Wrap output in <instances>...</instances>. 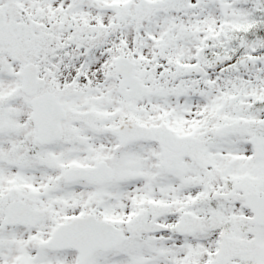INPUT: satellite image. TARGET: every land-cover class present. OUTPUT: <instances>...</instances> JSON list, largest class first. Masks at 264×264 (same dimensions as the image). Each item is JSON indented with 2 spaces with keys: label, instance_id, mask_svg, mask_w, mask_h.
<instances>
[{
  "label": "snow or ice",
  "instance_id": "1",
  "mask_svg": "<svg viewBox=\"0 0 264 264\" xmlns=\"http://www.w3.org/2000/svg\"><path fill=\"white\" fill-rule=\"evenodd\" d=\"M0 264H264V0H0Z\"/></svg>",
  "mask_w": 264,
  "mask_h": 264
}]
</instances>
